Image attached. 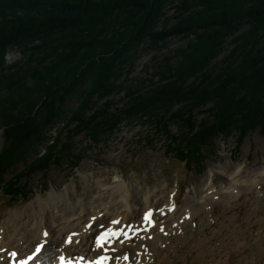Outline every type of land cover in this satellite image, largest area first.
I'll return each mask as SVG.
<instances>
[{
	"label": "trees",
	"instance_id": "1",
	"mask_svg": "<svg viewBox=\"0 0 264 264\" xmlns=\"http://www.w3.org/2000/svg\"><path fill=\"white\" fill-rule=\"evenodd\" d=\"M239 24L249 28L248 34L238 35ZM171 38L187 44L160 57L157 51ZM21 42L23 63L7 65L6 55L14 49L10 44ZM0 44H7L0 51V91L16 86L19 93L27 89L29 94L20 117L14 115L15 99L0 96V130L9 141L18 136L15 149L26 151L17 166L37 167L42 175L57 147L55 141L47 145L46 140L33 141L61 122L67 102L77 93L75 136H88L94 143L107 129L114 131L137 115L154 124L158 136L172 137L170 126L177 136L183 128L200 136L212 110L223 109L221 100L216 107L223 95L233 97L238 86L248 90L254 85L247 95L251 104L235 113L233 104L225 107L214 136L239 139L244 127L264 135V0H0ZM151 51L156 53L151 64L146 63L147 76L130 77L139 59ZM122 92L127 97L123 107L115 109L117 115L109 112L108 123L102 126L100 108L93 101ZM196 134L189 137L193 151L187 142L170 149L189 167L199 160L200 165L210 148L205 150ZM65 144L61 154L71 161L74 157ZM41 147L45 155L37 158ZM64 164L71 166L66 160ZM11 168L0 169V191L17 201L27 196L34 170L15 174L6 184Z\"/></svg>",
	"mask_w": 264,
	"mask_h": 264
},
{
	"label": "rangeland",
	"instance_id": "2",
	"mask_svg": "<svg viewBox=\"0 0 264 264\" xmlns=\"http://www.w3.org/2000/svg\"><path fill=\"white\" fill-rule=\"evenodd\" d=\"M168 11L169 14H171L174 12V8H169ZM237 28L240 37H242V34L244 33L248 34L247 30L249 28H247L245 24H239ZM183 44H187V41L178 38H171L165 43L164 49L157 51V54L160 57L163 56V54L167 55L177 47L183 46ZM6 45L0 44V51L3 50ZM11 46L14 49L9 51L6 55L7 65H12L13 63L15 64L18 62L20 64L23 63L21 51H23L25 45L21 42L19 45L10 44L9 47ZM155 53L156 52L151 51L150 53L144 54L141 59H139L137 68L134 73L130 74V77L136 76L141 79L146 77V63L151 64L152 55ZM239 61L241 65H244L243 62L245 59ZM154 79L157 81L158 77ZM30 82L32 81L30 80L29 83ZM160 83L162 82L159 81L157 84L159 85ZM242 85H237V88L234 87L235 91L233 92V97L231 94H225L223 95V99L218 100L216 107L218 108L221 100L224 103L221 105L223 109L219 110L218 108L217 110L214 108V110H212L213 116L205 121L203 129L204 133L200 136L194 133V131L191 132L186 128H183V130L180 129L183 133H179L180 135L177 136L176 128L170 126L172 137H161L155 134L156 128L154 124L149 123V120L143 119L142 116L137 115L123 120L114 131H109V129H107L105 133H103L105 135L102 140L94 143L89 140L88 136H75V134L78 133L75 129L78 122L74 120L76 118L74 112L78 108L77 103L79 101L76 97L79 96V93L74 94L75 96L73 95L65 106V108H67V113L61 119V122L58 123L55 128L51 129V133L46 131V137H44V134L33 141L39 143L46 140L44 142L45 145L51 144L55 141L53 145L57 147L56 151L53 152L54 158L52 164L43 171L44 177L41 171L37 170V167L30 169V167L26 168L24 164H19V166H17L16 162L19 161L20 156L26 151L25 149L23 151L15 149L17 145H15V143L19 140L18 136L9 141V139H5L6 132L3 133V131L0 130V169L10 166L12 167L10 169L11 171H8L12 174L10 173L11 177H8L6 184L10 182L12 177H15V174L22 172L26 173L24 172L26 169L34 170V173L31 174L33 177L29 183V191L28 194H26L27 196L24 195L23 197H18L17 201H15L0 191V224L6 222L16 211L22 210L21 212H23L25 216L27 214L25 211L32 213L34 211L33 205L36 204L38 197L42 196L43 198H46L54 189L58 192L64 193L69 190L70 195L75 201L79 199L80 194L83 198L87 199H90L91 195L94 197V192L96 190L94 192L92 191L95 189V186L93 185V187H91L92 190L88 189V183L84 177L85 174H96L99 179L106 181V183L108 182L107 186H110V181L114 180L115 175H122L128 183L133 181L137 184H143L146 188L163 186L166 189L168 188L167 190L169 191L175 190L178 192L177 202L181 203L182 201H185L187 195L191 194L198 185L204 182L208 177V171H211L214 168L223 169L222 171L218 169L213 173L214 182H216L217 185H219V182L227 180L226 172L229 173L232 169L238 166H243L246 169L252 170L249 173H253V171H257L258 169L264 170V135L260 134L259 130L251 131L249 127H244L239 139L234 136H229L225 140H219L218 137L215 138L216 136H214L220 128L219 117L224 115L223 110L226 109L225 107L229 108V106L233 104V107H235L233 108V113H235L238 110L246 109V107L251 104V97L247 95L248 92L253 93L254 85L248 90H245ZM15 87L12 86L9 89L3 90V92L0 91V96L8 97V99L9 97L10 99H15V102L13 103L15 108L14 115L15 117H20V112L28 106L26 105V100L24 98H27L29 94L26 93L27 89L25 91L22 90L21 93H19ZM140 87L141 86H138L137 92H139ZM31 96L36 95L32 94ZM125 98L127 97L122 92L119 95H111L93 101L100 108L98 113L102 115V126L108 123L107 117L109 112L117 115L118 112H116L115 109L120 110L123 107ZM236 100L241 101L242 104H238ZM17 101H19V103ZM247 101H249V103ZM106 103H108V106L105 107ZM102 108H105L106 111H101ZM44 115L45 114H42L41 118L44 117ZM97 118L99 117L97 116ZM239 118H244V115ZM188 132L190 135L187 134ZM195 134L199 137H196V140L204 144L202 147L205 150L208 147L210 148L209 150L207 149L209 151L206 155L207 158L203 159V162H201L200 165H198L200 162L199 160L197 163L195 161L192 162L189 167L186 162H180L174 154H171L170 149L174 147L176 148L179 144V146H183L187 142V144L192 147L191 150L193 151L195 149L193 147L195 144L194 141L191 143L189 137H193ZM174 135L177 136L175 139ZM170 138L173 139L172 142H169ZM33 142L29 145H33ZM65 143H68L69 145L67 152H69L70 156L74 157L71 161L67 158L69 156H63L61 154L60 149L65 148ZM209 143L215 145L211 147L208 146ZM58 144L61 145V148L57 146ZM173 144L174 146H172ZM38 150V153L40 154L37 158L44 157L45 149L41 147ZM64 150L66 151V149ZM198 151L199 149L194 153L198 154ZM58 153L61 156H59ZM46 160L50 161L49 158ZM46 160L43 162H46ZM65 160L71 164V166H68L67 164L65 165ZM195 160L198 159L196 158ZM19 168H23V170L20 171ZM260 179L261 181L258 184H255L251 190L242 192L238 198L233 199V210L230 212H224L225 209L228 208V202L224 200H214L212 205L210 204L208 207L213 214L215 220L213 221V225L215 227L220 226L222 221L226 222L227 220L224 218H226L229 213H233V234L229 233V230H225L221 238L224 252L226 251L229 257L231 253H234V255L230 257V260H228V264H250V260L253 256H256L255 258L258 256H264V223H258V221L264 220L262 217V215H264V174ZM89 190H91L90 193H88ZM141 195L142 194H139V196ZM258 206L262 215H253L258 212ZM219 217L220 219H218ZM260 227H263V229ZM257 230L259 231V236L254 239L251 234L257 232ZM185 236V234L179 235L177 243L181 242ZM186 242L189 247H192V241L190 242L189 240H186ZM228 243H230V245L225 247ZM247 247H250V249H245ZM170 248L172 247L169 244V249ZM180 249L187 255L190 254V249H185L184 247ZM237 251H240V253L236 254Z\"/></svg>",
	"mask_w": 264,
	"mask_h": 264
},
{
	"label": "bare ground",
	"instance_id": "3",
	"mask_svg": "<svg viewBox=\"0 0 264 264\" xmlns=\"http://www.w3.org/2000/svg\"><path fill=\"white\" fill-rule=\"evenodd\" d=\"M218 169L208 171L204 182L181 203L177 202L178 192L169 191L163 186L146 188L133 181L128 183L122 175H115L110 186H107L108 182L99 179L96 174H85L88 189L92 190L91 187L95 186L92 191L96 190L94 197L91 195L87 199L80 194L75 201L69 190L64 193L54 189L46 198L38 197L32 213L25 211V216L22 210L16 211L0 224V264L14 263L10 255L13 251L18 253L15 261L21 260L36 244L44 241H47L45 247L30 264H53L63 254L92 257L98 254L110 255L113 257L111 264H228L234 253L229 257L224 252L221 238L225 230L233 234V213L224 218L226 222L222 221L220 226L215 227L213 214L208 207L214 200H224L228 202L224 212H230L233 210V199L258 184L264 170L249 173L252 170L238 166L226 172L227 180L217 185L213 173ZM172 205H175V209L169 211ZM149 210L154 211L155 226L144 223V214ZM253 215H262L260 208ZM112 221H120V224H113ZM258 223L263 224L264 220ZM128 226L132 227L128 232L130 239L121 236L124 243L119 240L111 243L115 251L105 253L95 248L97 231L109 227L114 230L124 227L126 231ZM45 231L49 233L47 237L43 235ZM182 234L186 235L185 238L177 243L178 236ZM251 235L256 239L259 231ZM70 236L73 242L67 243ZM186 240L192 241V247H189ZM169 244L172 247L170 249ZM228 245L230 243L225 247ZM182 247L190 249V254L182 252ZM125 254L129 255L128 261L122 259ZM255 257L251 258L250 264H264V256ZM104 264H109V261L105 260Z\"/></svg>",
	"mask_w": 264,
	"mask_h": 264
},
{
	"label": "snow or ice",
	"instance_id": "4",
	"mask_svg": "<svg viewBox=\"0 0 264 264\" xmlns=\"http://www.w3.org/2000/svg\"><path fill=\"white\" fill-rule=\"evenodd\" d=\"M175 209V205H172L171 208H169V211H173ZM161 212H163V209H160ZM153 211L149 210L144 214L143 220L144 223L150 226H155V220L153 219ZM95 219V218H93ZM113 224H120V221H112ZM89 227H91V225H89ZM101 228H104L103 225L100 226ZM132 227L128 226V231H131ZM147 230V229H145ZM163 230V228H161V231ZM128 231H125L124 228H120L117 230L112 229L111 227L107 228L105 231L101 232L99 235H97L96 239H95V248L97 250H103V252L108 253L109 251H115L114 248L111 247V243H114L116 240H119L120 243H124L123 239H120L121 236H123L125 239H130V237L128 236ZM43 235L45 237H47L49 235V233L47 231H45L43 233ZM72 237H68L67 243H72ZM47 243V241H44L40 244H38V246L35 248L34 252L32 253V255L26 257L25 259H21L17 262V264H28L29 261L34 260V258L41 252V250L45 247V244ZM78 243V241H77ZM10 255L13 257L14 261L15 258L18 256V253L13 251L10 253ZM60 264H74L73 260L71 258H67L65 256H61L60 258ZM80 260H84V257H80ZM117 260L120 259V257H116ZM123 260L128 261L129 260V256L128 255H124ZM107 260L109 261V264H111V261L113 260V257L110 255H101L99 256V258L95 261H89V264H103V262Z\"/></svg>",
	"mask_w": 264,
	"mask_h": 264
},
{
	"label": "water",
	"instance_id": "5",
	"mask_svg": "<svg viewBox=\"0 0 264 264\" xmlns=\"http://www.w3.org/2000/svg\"><path fill=\"white\" fill-rule=\"evenodd\" d=\"M108 106V103L105 104V107Z\"/></svg>",
	"mask_w": 264,
	"mask_h": 264
}]
</instances>
